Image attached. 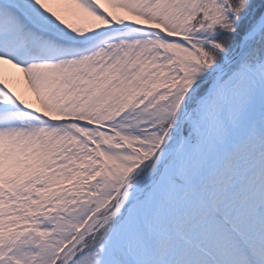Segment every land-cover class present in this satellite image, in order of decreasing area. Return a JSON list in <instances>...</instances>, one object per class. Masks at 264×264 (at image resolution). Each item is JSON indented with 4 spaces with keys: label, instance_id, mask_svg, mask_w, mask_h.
I'll use <instances>...</instances> for the list:
<instances>
[{
    "label": "snow or ice",
    "instance_id": "6c2138e0",
    "mask_svg": "<svg viewBox=\"0 0 264 264\" xmlns=\"http://www.w3.org/2000/svg\"><path fill=\"white\" fill-rule=\"evenodd\" d=\"M0 264H264V0H0Z\"/></svg>",
    "mask_w": 264,
    "mask_h": 264
}]
</instances>
